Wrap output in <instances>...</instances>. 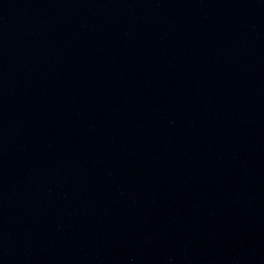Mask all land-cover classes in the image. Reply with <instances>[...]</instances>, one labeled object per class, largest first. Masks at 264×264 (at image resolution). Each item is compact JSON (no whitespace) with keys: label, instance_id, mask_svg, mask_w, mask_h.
I'll use <instances>...</instances> for the list:
<instances>
[{"label":"water","instance_id":"1","mask_svg":"<svg viewBox=\"0 0 264 264\" xmlns=\"http://www.w3.org/2000/svg\"><path fill=\"white\" fill-rule=\"evenodd\" d=\"M0 264H264V0H0Z\"/></svg>","mask_w":264,"mask_h":264}]
</instances>
